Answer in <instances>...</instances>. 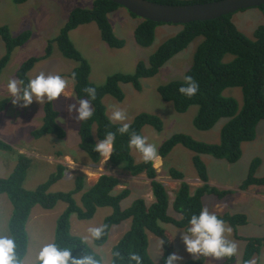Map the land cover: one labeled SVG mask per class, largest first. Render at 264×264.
<instances>
[{
    "label": "trees",
    "instance_id": "trees-1",
    "mask_svg": "<svg viewBox=\"0 0 264 264\" xmlns=\"http://www.w3.org/2000/svg\"><path fill=\"white\" fill-rule=\"evenodd\" d=\"M14 1L23 3L27 0ZM151 1L166 4H187L214 0ZM120 6L122 5L113 0H95L91 8L73 9L68 21L61 28L58 36L49 42L44 56L41 57L51 54L52 43L56 41L64 56L78 61V65L70 73L74 81L76 96L79 99H88L83 89L86 87L96 89V98L91 101L94 107L93 116L87 121H82L79 129L80 148L89 155L91 162L99 164L103 157L94 151L95 143L104 139L108 132L115 133L114 151L109 159L110 163L128 170L132 175L146 173L152 179L154 200L148 201L144 197H139L127 208L122 207V200L130 195L131 190L125 188L115 193L119 179L106 173L102 174L98 181L88 189H85L87 176L79 172L74 179V189L52 191V185L65 175L67 167L64 164H58L56 171L46 181L34 189H27L24 186V181L31 159L20 154L13 172L7 177H0V194H7L13 205L8 226L11 236L16 241L17 256L21 262L28 251L27 222L33 207L40 205L45 209H52L59 201H64L67 203V207L58 218L54 243L61 248H72L73 256L91 254L95 255L101 264L103 263L101 255L88 242L85 243L81 235L73 233L71 216L76 214L80 219H91L99 207L109 206L113 208V212L105 218L102 224L107 226L105 234L101 239L94 240L95 244H105L114 225L129 218L132 220L130 228L113 246L110 264H129L130 253L139 254L142 264H155L149 253V232L165 241L161 258L165 264V258L171 253L174 240L171 232L163 224L171 223L187 231L191 215L198 214L203 208L205 194L224 198L235 193L234 190L220 189L209 183L208 168L202 155L210 154L219 159H226L230 163L237 162L242 156L243 142L251 141L256 137L257 126L261 120H264V24L259 25L255 32V38L252 39L236 26L232 20V14L182 24V30L168 38L150 56L148 64L142 61L138 63L135 73H114L101 85L92 82L90 79L91 65L71 41L70 32L79 25L96 22L103 39L110 46L121 48L124 45V40L115 35L109 20V14ZM259 8L264 14V5ZM160 24L163 23L142 18V22L135 29L136 41L142 46H150L155 40V30ZM30 35V31H24L18 36H13L8 26L0 27V36L6 45V53L0 58V75L10 59L12 51L23 45ZM199 36H203V40L198 45L193 63L186 72V76H192L199 84L198 92L192 97L180 93L179 88L184 85V79L172 80L160 85L158 91L162 99L172 102L178 112H185L191 105H198L199 109L194 124L199 129L208 130L221 118H228V121L221 129V139L218 143H208L195 139L188 133L176 132L159 146V154L162 157H166L177 144H182L192 150L194 152L193 162L202 181V185L192 192L190 184L184 180V173L176 168H170V175L181 180L173 200L174 210L181 215L176 216L169 213V193L167 187L156 179L158 171L153 162H137L132 154L133 149L129 148L132 132L144 136L145 125L162 130V118L154 113L141 112L129 122L131 125L129 132L121 134L118 128L122 123H113L108 119L103 98L109 94L122 101L125 97L121 87L122 83H131L140 90L142 78L156 75L168 60L184 50ZM226 54H232L233 60L224 61ZM39 58L37 56L28 58L18 69L17 77L24 82V85L31 79L29 73ZM228 87L242 89L243 107H240L234 97L224 95V90ZM9 102V97L0 101V112L6 109ZM58 116L59 113L53 108L52 103H47L45 123L38 130H34L33 134L36 137L55 134L59 138H64L67 134L64 128L57 123ZM0 149L12 150V146L0 139ZM259 164L260 159L255 158L239 189L247 190L253 185H264V176H256ZM80 192H82L81 203L74 196ZM216 214L233 228L248 223V216L245 213L226 211ZM236 236L239 237L238 234ZM246 241L242 264H248L255 256L264 252V237H247ZM117 252L120 254L119 256L115 255ZM207 259L205 257H201L199 261L190 259L185 264H204ZM235 261L236 256L224 258L222 264H233ZM131 264H135V262H131Z\"/></svg>",
    "mask_w": 264,
    "mask_h": 264
},
{
    "label": "rangeland",
    "instance_id": "rangeland-1",
    "mask_svg": "<svg viewBox=\"0 0 264 264\" xmlns=\"http://www.w3.org/2000/svg\"><path fill=\"white\" fill-rule=\"evenodd\" d=\"M95 0H27L17 3L14 0H0V27L8 26L13 36H18L24 31H30L29 39L21 46L16 47L9 61L0 75V101L10 98L6 109L0 112V139L9 143L12 150L0 149V177L10 175L18 163L20 154L31 159L27 170L24 186L34 189L40 183L46 181L56 171L58 164L66 165L67 169L62 179L54 183L52 191H70L75 187V177L79 172L84 173L86 178L85 189L94 185L99 177L106 173L116 176L119 184L115 193L130 188V195L122 200V207L127 208L136 198L144 197L148 201L154 200L151 181L146 173L132 175L122 167L113 166L104 158L99 164L91 162L89 155L80 148L79 129L82 121L74 119L76 113L70 114L68 106L76 103L79 98L75 92L70 94L69 82L74 84L70 76L72 70L78 65V61L64 56L56 41L52 43L51 54L44 56L50 41L54 40L61 28L66 24L73 9L91 8ZM109 20L117 37L124 40L121 48L110 46L102 37L96 22L79 25L70 32V38L76 48L89 61L91 65L90 79L101 85L114 73L133 74L140 61L149 63L150 56L170 37L176 35L183 28L182 24L163 23L155 30V40L150 46L140 45L135 38V29L142 22V18L135 16L124 6H120L109 14ZM232 20L236 26L248 37L254 39L256 29L264 24V14L259 7H249L232 13ZM203 36L195 38L184 50L168 60L152 76L142 78V88L136 89L131 83H122L124 99L117 100L112 95H105L103 102L108 116L114 108L123 109L128 119L120 123H129L141 112L157 114L163 120L162 130H157L151 125H145L143 134L148 143L155 144L158 148L159 163L155 165L158 175L157 180L162 182L168 190L170 197L169 213L179 216L173 207V200L181 180L170 175V168H176L184 173L192 192L202 185L197 169L193 162L194 152L182 144H177L166 157L159 154L161 143L176 132H185L195 139L208 143H218L221 139V129L228 118H221L212 128L202 130L195 126L194 119L198 113V105H191L185 112H178L174 104L162 99L158 88L172 80H181L186 76L187 70L193 63L194 55ZM6 53V45L0 36V58ZM40 57L34 68L30 71V78H35L40 73L46 75H60L67 83L65 92L69 97L61 96L52 103L53 108L59 113L57 123L64 128L66 136L59 138L55 134H45L36 137L33 132L45 123L46 104L45 99L41 104L34 102L29 107L14 105L8 91V81L16 79L17 71L21 64L30 57ZM232 54H226L224 61L233 60ZM224 95L237 99L240 107H243L244 96L240 87H228ZM87 99V98H85ZM93 107V104H92ZM94 109V107H93ZM119 122V121H118ZM132 154L137 162H141L142 155L135 149ZM255 158L260 159L256 170V176H264V120L257 126L256 137L251 141L243 142L242 156L234 163L226 159H219L210 154H203L208 173L209 183L220 189L234 190V194L219 198L213 194H205L203 207H207L213 213H245L248 223L233 228L225 222L232 232L227 238L238 244V255L233 264H242L244 251L248 237H264V185H253L247 190L239 189L240 184L246 178L250 166ZM81 194H75V198L81 203ZM67 203L59 201L52 209H45L35 205L27 222L29 235L28 251L21 264H33L39 250L47 243L54 242L58 218L66 209ZM13 210V205L7 194H0V233L11 236L8 226ZM113 208L109 206L99 207L91 219H80L76 214L71 216V228L73 233L82 237L88 235L87 228L101 226L105 218L112 214ZM181 216V215H180ZM132 220L126 219L120 224L114 225L108 240L103 245L95 244L94 240L88 243L101 255L102 264H110L112 248L130 228ZM173 236L171 253L175 252L184 259L179 264H185L193 259L192 255L185 250L181 239L184 228L174 224H163ZM239 235V237L236 236ZM162 239L149 232V253L155 264H164L161 261L163 249ZM252 260L256 264H264V252L255 256ZM222 260L208 258L204 264H222Z\"/></svg>",
    "mask_w": 264,
    "mask_h": 264
},
{
    "label": "clouds",
    "instance_id": "clouds-1",
    "mask_svg": "<svg viewBox=\"0 0 264 264\" xmlns=\"http://www.w3.org/2000/svg\"><path fill=\"white\" fill-rule=\"evenodd\" d=\"M75 76V74H73ZM67 81L60 75H46L40 73L35 78H31L26 85L23 81L10 79L8 81V91L14 105L20 107H29L34 100L43 103L46 99L48 103L56 101L65 92ZM199 90V84L192 76L184 77V85L179 88V92L187 97L194 96ZM83 91L88 99L81 98L77 104L68 106L70 114L76 113L74 119L77 121H87L93 116L92 100L96 98V89L86 87ZM108 119L115 122H123L128 119L123 109L114 108ZM131 125L122 123L118 128L121 134L129 132ZM115 133L108 132L106 137L95 143L94 151L98 152L107 162L114 151ZM129 148L137 150L142 155L144 163L153 162L154 166L159 163L158 148L155 144L148 143L147 137L132 132L129 139ZM106 225L90 226L87 228L88 235L82 239L85 243L92 240L101 239L106 230ZM232 232L225 221L217 214L210 212L205 206L198 214H192L186 232H182L181 239L185 245V250L192 255L194 260H201V257L222 260L232 258L238 255V244L227 238V234ZM165 241L161 242L163 249ZM116 256L120 254L115 253ZM184 258L178 253H170L165 258V264H179ZM162 260V259H161ZM142 264V258L139 254L130 253L129 264ZM0 264H21L17 256V244L14 237L0 233ZM33 264H101V261L95 255L85 254L73 256L72 248H61L58 244L52 242L45 244L36 255ZM248 264H256L255 260Z\"/></svg>",
    "mask_w": 264,
    "mask_h": 264
},
{
    "label": "water",
    "instance_id": "water-1",
    "mask_svg": "<svg viewBox=\"0 0 264 264\" xmlns=\"http://www.w3.org/2000/svg\"><path fill=\"white\" fill-rule=\"evenodd\" d=\"M113 1L141 18L175 24L215 19L245 8L264 5V0H214L187 4H166L151 0Z\"/></svg>",
    "mask_w": 264,
    "mask_h": 264
},
{
    "label": "crops",
    "instance_id": "crops-1",
    "mask_svg": "<svg viewBox=\"0 0 264 264\" xmlns=\"http://www.w3.org/2000/svg\"><path fill=\"white\" fill-rule=\"evenodd\" d=\"M69 86H70V94H71L72 91H74V84L69 82ZM67 87H68V83H67ZM65 90H67V88Z\"/></svg>",
    "mask_w": 264,
    "mask_h": 264
}]
</instances>
